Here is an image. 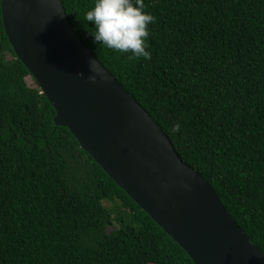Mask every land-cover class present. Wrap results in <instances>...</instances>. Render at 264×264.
I'll return each instance as SVG.
<instances>
[{
	"label": "trees",
	"instance_id": "16d2710c",
	"mask_svg": "<svg viewBox=\"0 0 264 264\" xmlns=\"http://www.w3.org/2000/svg\"><path fill=\"white\" fill-rule=\"evenodd\" d=\"M61 2L264 255V0H144L156 17L150 60L94 42L84 19L94 0ZM55 116L8 40L0 0V264H194Z\"/></svg>",
	"mask_w": 264,
	"mask_h": 264
},
{
	"label": "water",
	"instance_id": "95a60500",
	"mask_svg": "<svg viewBox=\"0 0 264 264\" xmlns=\"http://www.w3.org/2000/svg\"><path fill=\"white\" fill-rule=\"evenodd\" d=\"M1 12L16 56L55 109V124L194 264H264L212 187L80 41L61 0H1ZM89 60L95 83L87 79Z\"/></svg>",
	"mask_w": 264,
	"mask_h": 264
},
{
	"label": "clouds",
	"instance_id": "9594fccd",
	"mask_svg": "<svg viewBox=\"0 0 264 264\" xmlns=\"http://www.w3.org/2000/svg\"><path fill=\"white\" fill-rule=\"evenodd\" d=\"M84 19L91 22L89 34L97 44L127 54L130 60L151 59L149 25L155 23L156 17L145 11L144 0H94ZM89 70L92 74L87 79L95 83L96 68L92 60ZM179 127L177 123L173 131H179Z\"/></svg>",
	"mask_w": 264,
	"mask_h": 264
},
{
	"label": "rangeland",
	"instance_id": "374dc122",
	"mask_svg": "<svg viewBox=\"0 0 264 264\" xmlns=\"http://www.w3.org/2000/svg\"><path fill=\"white\" fill-rule=\"evenodd\" d=\"M27 83H28V85L31 86V87H34V86H35V84H34V82L32 81L31 78H27Z\"/></svg>",
	"mask_w": 264,
	"mask_h": 264
}]
</instances>
